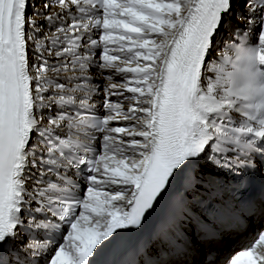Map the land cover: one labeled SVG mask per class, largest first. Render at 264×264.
<instances>
[{
  "label": "snow or ice",
  "instance_id": "snow-or-ice-1",
  "mask_svg": "<svg viewBox=\"0 0 264 264\" xmlns=\"http://www.w3.org/2000/svg\"><path fill=\"white\" fill-rule=\"evenodd\" d=\"M0 264H264V0H0Z\"/></svg>",
  "mask_w": 264,
  "mask_h": 264
},
{
  "label": "bare ground",
  "instance_id": "bare-ground-1",
  "mask_svg": "<svg viewBox=\"0 0 264 264\" xmlns=\"http://www.w3.org/2000/svg\"><path fill=\"white\" fill-rule=\"evenodd\" d=\"M249 233H250V231H249ZM234 236H235V238L231 237V235H226L225 236L223 242L220 243L217 246L219 253H222L223 251H226V247H229L230 245L233 246L241 238V237H238L236 235H234ZM242 237H246V235L245 236H242ZM222 249H223V251H222Z\"/></svg>",
  "mask_w": 264,
  "mask_h": 264
}]
</instances>
